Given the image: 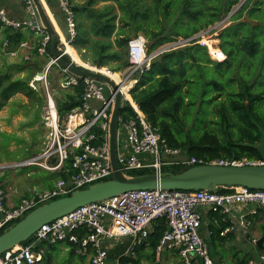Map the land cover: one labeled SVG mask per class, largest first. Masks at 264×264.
Returning a JSON list of instances; mask_svg holds the SVG:
<instances>
[{"label":"trees","instance_id":"16d2710c","mask_svg":"<svg viewBox=\"0 0 264 264\" xmlns=\"http://www.w3.org/2000/svg\"><path fill=\"white\" fill-rule=\"evenodd\" d=\"M239 1L86 0L79 3L68 0L76 21L70 46L84 63L120 72L128 67L127 42L137 34L146 39V53H150L162 45L186 40L207 30L233 11ZM46 2L54 18L61 16L63 20L62 13L52 6L56 2ZM98 4H102L101 7H95ZM244 14L257 21L259 26L251 27L243 22ZM228 20L230 24L223 27L217 36L224 61H212L206 48L192 40L165 52L160 62L137 73V81L130 90L132 101L168 147L180 149L183 155L203 162L264 157V0H245ZM64 27L62 24L59 26L61 32L65 31ZM1 34V43L7 40L10 49L28 38L25 30L2 29ZM39 39L37 37L34 42L29 63L16 68L18 74L26 71L24 75L13 76L12 72L0 68V111L18 94L28 98L31 104L39 101L42 105L43 100L39 99L41 92L29 85L33 75L49 60L45 56V61H42L37 54ZM49 48L50 43L47 48L50 55ZM63 59L70 63L67 55ZM55 66L61 71L59 66ZM82 91L79 82L63 88L60 97H53L59 123L79 106ZM204 103L205 109L202 108ZM123 108L121 115H134L128 103ZM93 131L97 132L96 129ZM176 167L175 170L164 171L178 173L191 166ZM145 173L153 171L136 170L129 175ZM54 176L65 178L66 174L61 170ZM226 188L219 187L218 192H224ZM21 219L13 220L2 228L0 235ZM219 222L208 225L213 247L217 239L225 240V235L220 236V232L226 223ZM166 229L165 219H156L152 223L146 240L152 257ZM135 250L137 248L132 251ZM250 258V255L235 251L232 264H248ZM129 261L136 263L130 256L119 260L120 264Z\"/></svg>","mask_w":264,"mask_h":264},{"label":"built area","instance_id":"2783aa9c","mask_svg":"<svg viewBox=\"0 0 264 264\" xmlns=\"http://www.w3.org/2000/svg\"><path fill=\"white\" fill-rule=\"evenodd\" d=\"M20 1L27 18H11L0 5V30H26L40 37L36 51L39 56H47L49 60L33 76V80L44 84L45 114L52 139L38 156L20 162H0V179L7 170L28 166H38L49 171L62 170L66 176L58 178L51 189L34 192L32 197L21 198L16 207L6 202L3 184L0 181V230L13 220L24 217L37 206L105 181L112 173L108 130L114 106V93L105 83L87 77L78 78L61 69L64 86H75L81 82L83 91L79 106L72 109L59 123L56 104L47 83L48 71L51 66L56 65V60L47 53L50 35L43 28L32 0ZM39 1L51 15L46 0ZM54 1L63 15L67 31L66 37L58 29L59 56L63 58L67 55L70 59L69 64L109 78L118 87L121 106L128 103L134 112L131 117L123 116L121 112L117 117L115 151L117 164L123 174L129 176L132 171L144 169L160 173L165 165L264 166V157L258 160L222 158L210 162H203L195 157H184L180 149L168 147L157 130L146 122L139 107L131 99L130 90L137 81L135 75L148 70L152 59L192 40H197L196 43L206 48L207 45L204 46L202 41L199 43L197 38L200 36L203 39L208 30L201 35L198 33L194 39L176 40L150 53H146V39L137 34L127 42L128 67L123 73L118 72L120 82L117 83L99 71L105 68L113 72L109 68L91 65L93 69H88L75 63L66 53L65 47L70 46L75 35V14L68 0ZM18 47L25 48L27 43L22 41ZM221 54L224 55L222 52ZM26 59L28 57H25ZM119 84L124 85L125 90ZM29 85L33 87L30 83ZM232 204L264 206V190L227 187L224 192L162 189L127 191L102 201L85 204L52 222L41 225L26 241L27 243L25 242L26 244H18L3 252L0 255V264H39L43 257L41 244L51 245L65 241L78 247L79 253L88 255L89 264H105L108 257L106 248L108 241L128 238L129 250L132 251L146 242L151 225L156 219H165L167 225L156 245L157 252L174 251L183 264H220L211 257L209 246L200 234L202 213L199 208L225 215ZM237 224L243 235L248 237V242L255 246L258 238L250 235L251 221L242 218ZM232 228V225L226 227L220 232V236L226 235ZM248 264H264V252L250 258Z\"/></svg>","mask_w":264,"mask_h":264},{"label":"water","instance_id":"95a60500","mask_svg":"<svg viewBox=\"0 0 264 264\" xmlns=\"http://www.w3.org/2000/svg\"><path fill=\"white\" fill-rule=\"evenodd\" d=\"M244 1L239 3L226 16V19H229ZM32 2L43 28L50 35V57L56 60V65L78 78L87 77L105 83L111 88L112 93H114V106L108 130L112 173L108 180L94 183L84 189L75 190L68 196L44 203L28 212L20 221L0 235V255L14 246L28 241L33 233L43 224L52 222L85 204L102 201L131 190L217 191L219 187H245L254 190H264V166L239 167L202 164L191 166L178 173L163 171L133 176L123 174L117 164L115 151L117 117L124 109L120 104L117 85L101 74L79 69L64 61L58 53L60 45L58 31L53 24L49 12L39 0H32ZM243 22L249 24L251 27L259 26V23L250 19L248 14H244ZM190 39H194V36ZM161 59L162 55L157 56L150 61V65L160 62ZM39 74L42 75V73ZM263 241L264 235L256 243L258 249H263Z\"/></svg>","mask_w":264,"mask_h":264},{"label":"rangeland","instance_id":"374dc122","mask_svg":"<svg viewBox=\"0 0 264 264\" xmlns=\"http://www.w3.org/2000/svg\"><path fill=\"white\" fill-rule=\"evenodd\" d=\"M9 1L10 3H16V5H21V7L23 8V4L21 3L20 0H15V2L13 0H9ZM76 1L79 3H83L86 0H76ZM242 1L243 0H240L239 3H241ZM101 5L102 4H98L95 7H101ZM52 6L55 11L60 12L56 4H53ZM20 12H22L21 15L24 18H27V15L23 9L20 10ZM7 15L10 16L9 13H7ZM51 15L54 18L52 13ZM225 18H223V21H220L215 25L209 27L207 29L209 32L203 35L204 39L213 42V43L211 42L210 45L208 43V46H206L207 54L209 55L212 61L225 60V56L222 55L221 52L219 51V39L217 38L219 31L223 27L230 24L229 20ZM52 20H55L58 28L61 24L65 25V23L63 24V20L61 16L58 19L54 18ZM65 28L66 26L64 27V29ZM207 30L199 32L200 34L198 35H201ZM62 33L67 37L66 29ZM197 39L199 43L202 41V38L200 36ZM11 49H9V51ZM60 49L62 50V48ZM71 50L74 53V56L75 55L78 56L76 51H74L72 48ZM210 50L215 52V55H213V57L210 54ZM214 56H216L218 59ZM40 57H41L40 60L45 61L44 59L45 56H40ZM28 63H29L28 61H24L23 56L21 55L20 52L14 55H10V54L2 55V56L0 55V68L6 69L7 72H12L13 76L24 75L26 71L18 74L16 72V68L22 66L23 64H28ZM120 72L123 73L124 70ZM48 73H49V79L47 78V83L50 93L52 94L53 97L54 96L60 97L62 95L60 92L63 90V88H68L64 86V75L60 71V69L55 65H53V67L49 69ZM29 83L34 87V89L41 92L39 99L43 100L42 105H39V101L38 102L34 101L33 104H31L28 98L18 94L12 97L8 101V103L2 108V110L0 111V162L1 163L20 162L30 159L34 156H38L51 143L52 132L48 127V121L46 120V114H45L46 102H45L44 84L40 81L34 82L33 77ZM205 106L206 103L202 105V108L205 109ZM199 116L204 117V114H200ZM184 157L187 156L184 155ZM177 158L178 157H176V159ZM175 168H177L175 165H168V167L167 165H165L162 170L163 171L166 169L175 170ZM57 172L58 170L49 171L38 166H28L24 168L18 167L7 170L6 172H4L2 178L0 179V181L3 184V189L6 195V202L13 203V205L16 207L22 197H26V196L32 197L34 195L33 188L39 189L42 188V185L47 187L51 185V182L52 183L54 182L55 184L58 178H56L54 175ZM54 184L50 188L48 187L47 189H51L54 186ZM14 190H16V192H14ZM256 222L257 223H255V226L257 225V230L261 232V230L258 228V225L260 224L259 223L260 220L259 221L256 220ZM261 227L262 226H260V228ZM261 229H264V227ZM85 259L86 256H79L76 254H72L64 259H61V262L63 264L67 263V261L70 262L71 264H80ZM105 264H114V261L111 259H107L105 261Z\"/></svg>","mask_w":264,"mask_h":264},{"label":"crops","instance_id":"0c3cea01","mask_svg":"<svg viewBox=\"0 0 264 264\" xmlns=\"http://www.w3.org/2000/svg\"><path fill=\"white\" fill-rule=\"evenodd\" d=\"M15 2V0H13ZM0 5L5 8L6 13H9L11 18L15 19H24L21 15L22 12L20 10H24L21 5H16V3H10L8 0H0ZM22 8V9H21ZM25 11V10H24ZM51 16V15H50ZM52 18V17H51ZM54 19V18H52ZM55 21V20H54ZM58 28V26H57ZM59 29V28H58ZM23 31V30H22ZM26 31V30H25ZM2 29L0 30V55H14L16 53H21L24 61H30L33 55V50L35 46V40L38 36L30 33L28 31V38L26 40H22L27 43V47L19 48L18 45L12 48L9 51L8 41L4 40L1 43L2 39ZM20 41V42H22ZM38 54V53H37ZM39 56V55H38ZM25 57L28 59L25 60ZM50 182V181H49ZM54 182H51L50 186L45 187L42 185V188L35 189L34 192H39L42 190H46L48 187L50 188ZM16 192V190H14ZM29 197V196H26ZM24 198V197H22ZM13 204V203H11ZM199 211L202 213V224L200 228V234L202 238L207 242L210 250L211 257L220 264H232L233 263V255L235 251H239L241 255H250L251 258H255L261 252H264V241H263V249H258L257 246H253L248 242V237L244 236L240 227L238 226L239 219H248L251 221V234L253 237H257L258 239L264 235V206H258L256 204H232L230 206L229 212L225 215L220 213H211L206 208H199ZM252 211H255L253 214ZM219 220L226 223L224 229L228 226H233L232 230L225 235V240L217 239L216 245L213 247L212 242L210 240V232L208 230V225L218 224ZM260 220V224L258 228L261 230H257V225L255 223ZM260 226H262L260 228ZM130 239L128 238H117L114 240H110L106 243V248L108 251L107 259H111L114 261V264H120L119 260L121 257L130 256L136 262L135 264H183V262L179 259L177 254L174 251H163L157 252L156 247L154 250V256L152 257V250L145 242L144 244L137 246V250L135 252H131L129 250ZM41 248L43 250L42 261L39 264H63L61 259H64L72 254H76L79 256H86V259L80 264H89V256L79 253L77 247L72 246L71 243L59 242L56 244H41ZM133 264L132 262H128ZM65 264H71L67 261Z\"/></svg>","mask_w":264,"mask_h":264},{"label":"bare ground","instance_id":"6f19581e","mask_svg":"<svg viewBox=\"0 0 264 264\" xmlns=\"http://www.w3.org/2000/svg\"><path fill=\"white\" fill-rule=\"evenodd\" d=\"M52 21H53V23H54V25H55V27H56V22H55L54 20H52ZM56 29H57V31H59L57 27H56ZM211 42H212V41H211ZM211 42H210V40L207 41V39H204V38L202 39V43H203L204 45H207V46H208V43H209V45H210ZM212 43H213V42H212ZM65 49H66V53H67L68 55H70L71 59H72L75 63H77L78 65H81V66H83V67H87L88 69H93V67H92L91 65L82 62L78 56H76V55L74 56V53L72 52L71 47H70L69 45H66ZM217 53H218V52H217ZM210 54H211L212 57H213V55H215V52H213L212 50H210ZM214 57H216V56H214ZM216 58H217V57H216ZM217 59H218V58H217ZM99 71H100L101 73L107 75L108 77H110V78H111L112 80H114L115 82H117V83L120 82V77H119V74H118V73H116V72H110V71H108V70L105 69V68H101ZM119 85H120V87H121L122 89L125 90V86H124V85H123V86H122L121 84H119ZM127 98L130 99L129 96H127Z\"/></svg>","mask_w":264,"mask_h":264}]
</instances>
